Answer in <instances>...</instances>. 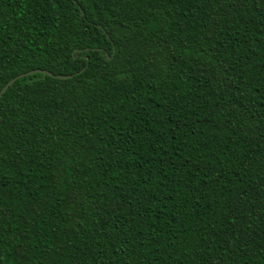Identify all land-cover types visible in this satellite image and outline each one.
I'll return each instance as SVG.
<instances>
[{
	"label": "trees",
	"instance_id": "1",
	"mask_svg": "<svg viewBox=\"0 0 264 264\" xmlns=\"http://www.w3.org/2000/svg\"><path fill=\"white\" fill-rule=\"evenodd\" d=\"M0 264H264V0H0Z\"/></svg>",
	"mask_w": 264,
	"mask_h": 264
},
{
	"label": "water",
	"instance_id": "2",
	"mask_svg": "<svg viewBox=\"0 0 264 264\" xmlns=\"http://www.w3.org/2000/svg\"><path fill=\"white\" fill-rule=\"evenodd\" d=\"M34 73H42V74L51 76V77L56 78V79H67V78H70L71 77V75H53L50 72L42 71V70H37V69L36 70H29L27 72H24V73H20V74L15 75L11 79H9L6 83H4L0 87V96L7 89V87L10 86L15 80H17V79H19V78H21L23 76H27V75L34 74Z\"/></svg>",
	"mask_w": 264,
	"mask_h": 264
}]
</instances>
